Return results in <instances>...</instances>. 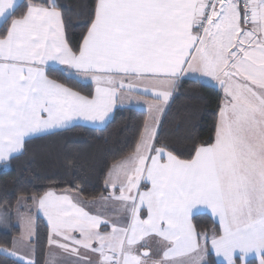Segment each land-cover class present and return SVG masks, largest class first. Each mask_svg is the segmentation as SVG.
Segmentation results:
<instances>
[{
	"label": "snow or ice",
	"instance_id": "obj_1",
	"mask_svg": "<svg viewBox=\"0 0 264 264\" xmlns=\"http://www.w3.org/2000/svg\"><path fill=\"white\" fill-rule=\"evenodd\" d=\"M60 8L58 0H0V162L33 135L105 122L126 93L156 103L109 181L126 226L102 234L108 221L48 192L37 201L48 243L76 264H91L81 249L98 253L97 264H206L208 237L202 245L191 219L203 206L222 226L210 241L221 264H249V255L264 264V0H95L75 48ZM57 72L94 83V93L52 78ZM197 73L218 84L223 103L214 140L181 159L156 147L159 115L176 82ZM155 238L164 243L159 259L140 251Z\"/></svg>",
	"mask_w": 264,
	"mask_h": 264
},
{
	"label": "trees",
	"instance_id": "obj_2",
	"mask_svg": "<svg viewBox=\"0 0 264 264\" xmlns=\"http://www.w3.org/2000/svg\"><path fill=\"white\" fill-rule=\"evenodd\" d=\"M25 0H21L24 3ZM63 13L65 35L75 48L86 33L95 0H58ZM52 78L82 94L94 93L91 82L70 78V74L53 73ZM223 103V92L200 79L183 78L162 118L156 147H165L181 159H189L195 147L214 140L215 126ZM147 111L136 107H118L103 128L76 125L25 143L21 155L6 167L0 164V264H27L3 249H10L21 234L15 214L20 200L32 203L49 190L77 191L87 201L109 195L107 178L111 168L134 152L147 122ZM203 245V237L221 234V228L210 214L200 212L192 217ZM34 264H45L49 226L37 217ZM209 264H221L213 252ZM257 264L256 259L248 260Z\"/></svg>",
	"mask_w": 264,
	"mask_h": 264
},
{
	"label": "crops",
	"instance_id": "obj_3",
	"mask_svg": "<svg viewBox=\"0 0 264 264\" xmlns=\"http://www.w3.org/2000/svg\"><path fill=\"white\" fill-rule=\"evenodd\" d=\"M20 2H21V0H20ZM183 78L200 79V80H202V81H204L206 83L212 84V85H214V86L219 88L218 84L214 80H212L211 78L202 77L198 73L197 74L187 75L185 77H182L180 80H182ZM180 80H178L176 82L175 87L172 89V96L170 97L168 103L166 105H164L163 113L159 115V123H158V127H157V133H158L162 118H163V116H164V114H165V112H166V110H167V108H168V106L170 104V101H171L172 97L174 96V93L176 91L177 85L180 82ZM83 81H87V80H83ZM87 82H89V81H87ZM94 90H95V85H94ZM221 91H222V89H221ZM149 103H156L154 96H152V95H144L140 91H132L131 93H126L124 99H117V102H116V104H115V106L113 108V111L109 114L108 119L105 122H103V123H95L94 124V123H91V122H88V121H84V120L75 121V122H73L72 124H70L69 126H67L65 128H58V129L51 130L50 132L45 133V134H37V135H33L31 137H28V138H26L25 143L27 141L31 140V139H34V138H37V137H41V136H45V135H48V134H51V133H54V132H57V131H62V130H65V129H69V128H71L73 126H76V125H83V126H88V127H92V128H103L106 125V123L109 121V119L113 116L115 110L118 107H136V108H139V109H143V110L147 111V114H148L147 122L151 123L152 116L150 115L151 113H149L148 108H147V105ZM25 143H24L23 149L20 152L13 154L11 159H9L6 162H0V164H3V165L8 167L10 165L11 160H13L14 158H16V157H18L19 155L22 154V152L24 150V147H25ZM124 160H122V161H124ZM141 190H143V188ZM49 191L54 192L53 194H55V196L67 195V196L71 197L72 200L74 198V200H76L81 207H84V209L86 211H88L91 215L100 216L102 219L104 218V215H103V213H104V203H94V202H100L99 200H102V198L97 199V200H93V201H87V200L83 199V197L77 191H69V190H64V191L49 190ZM103 198H105V197H103ZM103 200H105V199H103ZM37 201H38V199H35L33 201V203H32V208H33L32 211L33 212H31L30 207L27 206V203L25 201L26 208H27L26 209V214L31 216V223H32L31 226H33L34 229L36 227L37 217L38 216H41V217L47 219V217L43 215L42 211H38V203H37ZM17 211H18V208H17L16 214H15V221H16V224L18 226H20L19 222L17 220V215H18ZM194 212H195V214L200 213V212H206V213L210 214L211 217L216 222L219 223L218 218L215 215L211 214L210 211L205 209L203 206H201L198 211L194 210ZM192 217H191V219H192ZM47 221H48V219H47ZM127 222H128V220H127ZM48 223H49V221H48ZM219 225H220V223H219ZM101 226H104V224H102ZM20 228L22 229L21 226H20ZM220 228H221V233H222V226L221 225H220ZM20 236H21V234L14 238L12 246L9 249L10 251H7L8 254L13 252L12 250H16V242H17V240H19ZM34 238H35V236L30 241V244H31L32 249H33V252L31 254V257L27 258V259H31L32 261H34V258H35V246L33 244ZM149 241H152L153 243L159 242L162 245V248L160 250V255H161L162 254V249L164 248V243L162 241H160L158 238L151 239ZM93 246L96 247L97 245L94 244ZM210 246H211V242H210ZM211 251L213 252L214 257L216 258V260L222 262L223 258L216 256L214 251L212 250V248H211ZM80 254H81V257H84L87 260L91 261V264H97V261L100 259L98 253H92L90 251H85L84 249L80 250ZM13 257H15L17 259H20L19 258V254L17 256H13ZM248 258L252 259V258H254V256L249 255ZM76 259L77 258L75 256H71L68 253H65L58 246L48 244L47 256H46L45 264H76ZM207 261H208V257H207ZM82 264H83V262H82Z\"/></svg>",
	"mask_w": 264,
	"mask_h": 264
},
{
	"label": "rangeland",
	"instance_id": "obj_4",
	"mask_svg": "<svg viewBox=\"0 0 264 264\" xmlns=\"http://www.w3.org/2000/svg\"><path fill=\"white\" fill-rule=\"evenodd\" d=\"M150 115L152 116V113ZM122 162L123 161L115 164L111 168V170H110V172L108 174L107 187L109 189V195L107 197H105V198H102V200H99L100 202H94V203H104V213H103L104 218L103 219L109 222L107 225L101 226L99 228V231L102 234L106 233V232H111L112 223H116L117 226H120V227L126 226V224H127V216L124 213V210L121 207L120 202L115 201L114 199L110 198L112 196L113 189L110 187L109 181L113 178V176L115 174L116 166L119 165ZM49 192H52V191H49ZM46 193H48V192H46ZM52 193H54V192H52ZM116 194L117 195L119 194L118 191H117ZM103 199H105V200H103ZM73 202L78 203L76 200H74V198H73ZM26 209L27 208H26V204H25V199L22 198L20 200L19 204H18V211H17V214H18L17 215V220L19 222V225L22 227L21 236L19 237V240H17V242H16V250H12V251H15V252H17L19 254V258L20 257H25L26 259L23 260L25 262H27V258H30L31 254L33 252V249H32V246L30 244V241L33 239L34 236L36 237V230H37L36 227L34 229V227L31 226L32 223L30 225L27 223V218H29V217L31 218V216L26 214ZM43 219L47 222V224L49 226V237H48V239H49L50 236L52 235L51 225L48 223L46 218H43ZM73 235H77L78 236L79 234L78 233H73ZM161 248H162V245L159 242L153 243L152 241H149L147 248L140 249V251L143 252L145 250L146 251L149 250L148 253H149V256L151 258L159 259ZM7 250L10 251L9 249H7ZM209 251H211V246L209 247L207 254L209 253ZM207 254L205 256V261H206V264H209L208 261H207ZM250 259L247 258V260H250ZM252 259H256L257 264H258V258L257 257H254ZM238 264H240L239 261H238Z\"/></svg>",
	"mask_w": 264,
	"mask_h": 264
},
{
	"label": "built area",
	"instance_id": "obj_5",
	"mask_svg": "<svg viewBox=\"0 0 264 264\" xmlns=\"http://www.w3.org/2000/svg\"><path fill=\"white\" fill-rule=\"evenodd\" d=\"M243 6V5H242Z\"/></svg>",
	"mask_w": 264,
	"mask_h": 264
}]
</instances>
